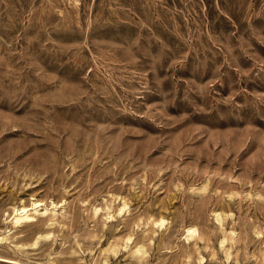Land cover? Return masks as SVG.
Segmentation results:
<instances>
[{
	"label": "rangeland",
	"instance_id": "374dc122",
	"mask_svg": "<svg viewBox=\"0 0 264 264\" xmlns=\"http://www.w3.org/2000/svg\"><path fill=\"white\" fill-rule=\"evenodd\" d=\"M31 197L55 212L12 226ZM0 237V264H264V0H0Z\"/></svg>",
	"mask_w": 264,
	"mask_h": 264
},
{
	"label": "bare ground",
	"instance_id": "6f19581e",
	"mask_svg": "<svg viewBox=\"0 0 264 264\" xmlns=\"http://www.w3.org/2000/svg\"><path fill=\"white\" fill-rule=\"evenodd\" d=\"M51 207H48V205L43 202L41 199H37L34 197H31L30 200L26 203L22 200L17 203V205H12L11 212L9 213V221L12 224V226H17L21 223L31 221L37 217L38 214H48V212H55L57 208V204L54 201H50ZM124 207V203L119 207V210L121 211ZM216 218L220 221V215L218 212H215ZM152 222L156 227H162L165 225V218L163 215L158 214L157 217H153ZM198 234V230L194 225H188L184 227V237L186 240H189L190 238L196 236ZM41 236V233H39L36 236V240ZM2 237H0V240ZM130 240L129 237H127L126 242ZM225 238L221 241L224 242ZM139 248L137 249V251Z\"/></svg>",
	"mask_w": 264,
	"mask_h": 264
}]
</instances>
